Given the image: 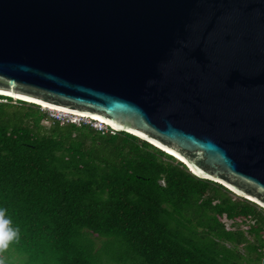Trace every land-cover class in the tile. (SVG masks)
Listing matches in <instances>:
<instances>
[{
	"label": "water",
	"instance_id": "1",
	"mask_svg": "<svg viewBox=\"0 0 264 264\" xmlns=\"http://www.w3.org/2000/svg\"><path fill=\"white\" fill-rule=\"evenodd\" d=\"M0 96L96 117L264 208V0H0Z\"/></svg>",
	"mask_w": 264,
	"mask_h": 264
},
{
	"label": "trees",
	"instance_id": "2",
	"mask_svg": "<svg viewBox=\"0 0 264 264\" xmlns=\"http://www.w3.org/2000/svg\"><path fill=\"white\" fill-rule=\"evenodd\" d=\"M106 128L0 96L5 264H264V208Z\"/></svg>",
	"mask_w": 264,
	"mask_h": 264
},
{
	"label": "clouds",
	"instance_id": "3",
	"mask_svg": "<svg viewBox=\"0 0 264 264\" xmlns=\"http://www.w3.org/2000/svg\"><path fill=\"white\" fill-rule=\"evenodd\" d=\"M40 107L42 109H45L41 105ZM46 110L49 111L48 109ZM93 121L98 122L97 120ZM18 240L19 228L13 226L12 220L7 215V210L4 208H0V264H5L3 254L9 249L10 245L13 242Z\"/></svg>",
	"mask_w": 264,
	"mask_h": 264
},
{
	"label": "built area",
	"instance_id": "4",
	"mask_svg": "<svg viewBox=\"0 0 264 264\" xmlns=\"http://www.w3.org/2000/svg\"><path fill=\"white\" fill-rule=\"evenodd\" d=\"M51 111L52 113H55L56 111L54 110H49ZM52 118L56 119V120H59V121H64V122H71V123H76V124H79L80 120L81 119H86L87 117H80V116H76V115H73V114H70V113H64L63 111L62 112H56V114L54 115H51ZM77 118H79L77 120ZM90 120V122L92 123H95V124H100V126H94L95 128H97L98 130H103V127L106 128L107 125L106 123H101V121L99 122H94L92 119L88 118Z\"/></svg>",
	"mask_w": 264,
	"mask_h": 264
},
{
	"label": "rangeland",
	"instance_id": "5",
	"mask_svg": "<svg viewBox=\"0 0 264 264\" xmlns=\"http://www.w3.org/2000/svg\"><path fill=\"white\" fill-rule=\"evenodd\" d=\"M43 110H45L48 114H49V116L51 117V115H54V114H56V112L55 113H52L51 111H47L46 109H43ZM79 118H77V120H78ZM79 122H84V123H89L91 126H100V124H95V123H92V122H90V120L88 119V118H86V119H81ZM45 123L46 124H49V121H45ZM107 128H104L103 127V130H106ZM223 221L224 222H226L227 224H229V221H227V220H225V219H223Z\"/></svg>",
	"mask_w": 264,
	"mask_h": 264
},
{
	"label": "bare ground",
	"instance_id": "6",
	"mask_svg": "<svg viewBox=\"0 0 264 264\" xmlns=\"http://www.w3.org/2000/svg\"><path fill=\"white\" fill-rule=\"evenodd\" d=\"M43 108H45V109H48V110H54V111H56V112H62V111H60V110H57V109H55V108H53V107H49V106H45V105H41ZM64 113H66L65 111H63ZM70 114H73V113H70ZM73 115H76V116H80V117H87V118H90V119H93V118H95V119H98V118H96V117H88V116H85V115H81V114H73ZM100 120V119H99ZM101 121V120H100ZM102 122V121H101ZM106 123V122H105ZM107 124V123H106ZM113 128H115V129H119L118 127H114V126H112Z\"/></svg>",
	"mask_w": 264,
	"mask_h": 264
}]
</instances>
